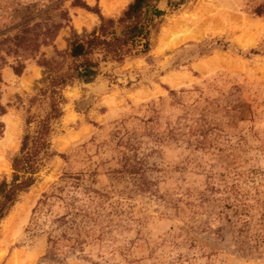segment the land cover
<instances>
[{"label":"rangeland","instance_id":"374dc122","mask_svg":"<svg viewBox=\"0 0 264 264\" xmlns=\"http://www.w3.org/2000/svg\"><path fill=\"white\" fill-rule=\"evenodd\" d=\"M70 1L0 0V38L47 7L70 16L19 75L16 57L0 49V180L10 178L30 99L47 82L38 61L64 50L72 30L99 23ZM130 1L85 0L104 17ZM262 3L184 0L172 9L163 0L146 54L65 85L51 155L0 220V264H264V14L254 12ZM183 13L173 43L169 29ZM46 107L35 102L30 114ZM124 153L137 172L122 168ZM65 173H80L79 185ZM50 193L62 198L39 201ZM73 196L91 214L79 226L57 220Z\"/></svg>","mask_w":264,"mask_h":264},{"label":"trees","instance_id":"16d2710c","mask_svg":"<svg viewBox=\"0 0 264 264\" xmlns=\"http://www.w3.org/2000/svg\"><path fill=\"white\" fill-rule=\"evenodd\" d=\"M161 1L163 0H131L116 17L102 16L96 5L89 6L85 0L70 1L71 6L96 12L99 23L89 31L78 33L72 30L64 50L54 48V55L50 59L43 57L38 61L48 68L47 82L30 99L21 145L11 158L10 178L3 177L0 180V220L8 213L20 194L34 183L43 161L51 155L49 147L53 123L61 115V105L65 101L62 88L74 81H93L101 72L102 66L107 63H120L128 57L146 54L150 50L152 34L165 12L158 6ZM165 1L172 9L184 2ZM50 8H44L33 15L29 13L27 18L15 25L12 34L0 38V49L4 47L6 54L16 57L15 63L11 65L15 74L22 72L25 58L36 56L40 47L50 44L58 30L69 22L70 16L66 8L59 9L57 19L48 13ZM254 12L264 14V3L258 5ZM4 60L5 57L0 54V64ZM42 101L47 102L44 114H30V107L35 102ZM4 112V105L0 102V116ZM3 127L0 121V136ZM120 161L125 171L137 172V160L131 155L122 154ZM80 175L65 173L60 179L69 180L73 187H77ZM51 197L62 198L50 193L44 194V198L39 201L47 204ZM76 200V196H73L72 201L68 202L65 213L57 217L59 222L79 226L89 220V210L82 204L76 205Z\"/></svg>","mask_w":264,"mask_h":264},{"label":"bare ground","instance_id":"6f19581e","mask_svg":"<svg viewBox=\"0 0 264 264\" xmlns=\"http://www.w3.org/2000/svg\"><path fill=\"white\" fill-rule=\"evenodd\" d=\"M122 1V0H121ZM106 3V1L104 2V4ZM108 8V7H107ZM192 13V12H191ZM189 16L190 15H187V13H183V14H181L180 16H178V18H177V20H175L176 21V26H174V27H172L171 29H169L171 32H172V34H171V37H170V41L171 42H173V43H176V42H178L182 37H181V31H180V29H181V27L183 26V25H186V20H187V18L189 19ZM174 19H176V18H174ZM180 26V27H179ZM187 26V25H186ZM191 27V26H190ZM177 28H179V29H177ZM187 28V27H186ZM184 29V28H183ZM188 29V28H187ZM164 30V32L165 31H167V29H163ZM183 33V32H182ZM186 34V33H185ZM188 36H192V35H190V32H189V35ZM183 39H184V37H183ZM13 123V122H12ZM10 124V123H9ZM12 126V125H11ZM9 128H10V126H9ZM12 128V127H11ZM13 130V129H12ZM11 132V131H10ZM11 134V133H10ZM15 135H16V133H14ZM12 136V135H11ZM10 139V138H9ZM14 147V146H13ZM0 254H1V252H0ZM15 260H13V262H14Z\"/></svg>","mask_w":264,"mask_h":264}]
</instances>
